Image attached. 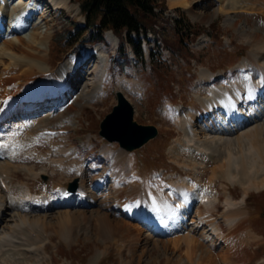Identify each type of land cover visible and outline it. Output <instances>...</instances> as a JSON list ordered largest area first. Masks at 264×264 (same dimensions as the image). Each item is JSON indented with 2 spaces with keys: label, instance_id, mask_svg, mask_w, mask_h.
I'll return each instance as SVG.
<instances>
[{
  "label": "rangeland",
  "instance_id": "1",
  "mask_svg": "<svg viewBox=\"0 0 264 264\" xmlns=\"http://www.w3.org/2000/svg\"><path fill=\"white\" fill-rule=\"evenodd\" d=\"M4 1L6 0H0V3H3ZM9 1L16 3L15 0ZM70 1V6L73 10H68L65 7L52 9L50 8L51 4H49L48 0H38L36 3L39 4L41 12H43L46 16L45 20L48 21L47 24L43 23V27H49L52 31L50 48L48 51V62L51 69H56L61 62L62 65H60V67L64 64H68V67L74 65L76 71L72 74V76L73 79L76 80L77 85H74L73 81H70L69 79L68 81L72 83L74 90L80 88H85L87 90L90 79H92V82L89 86L95 82V80H93V65L97 64L95 56H90L87 59V55L88 53L90 54L98 51L100 45L96 46V43L92 44L93 50H91L89 45L83 40L85 39V34L89 28L85 25L84 16L80 11L78 2L75 0ZM162 1L165 5V9H163V13H161L162 18L158 19L159 22L155 26L156 31L147 30V37L149 40H142L141 44L145 48H148L149 46L153 48L158 44H163L164 37L165 39L173 40L175 38L173 33V19L181 13H184L193 23L198 32L195 36L190 35L188 38L184 37V41L186 42L185 46L188 49V52L186 51L184 56L167 52L165 49L167 52L165 54H170V59L164 60L162 57H157L153 61L156 64L155 69H157L155 72H152L150 69L152 63L150 54L145 56L146 63H137L135 65L128 63L122 70H120L122 54H119L118 51V37L113 33L109 34L108 30L104 33L105 48H102L103 54L107 59L106 63L103 64V68H105L106 65L107 69L103 75L102 86L99 88L96 95L93 96L94 98H87L88 100L86 99V103L83 104L85 106L81 108V105H79L77 101L78 96L74 99H68L65 98L64 95L61 100L58 99L64 103L71 100V102L66 105L67 107H60L64 113L68 109L73 110L70 113H65L68 117L73 115L71 120L67 121L62 118V121L64 120L62 126L66 127L68 132L64 134V139L60 144H75V146H77V143L83 142L86 148L93 146L95 148V154L90 153V155H95L98 159H100V164L102 165L101 167L94 169L93 171L86 168V171H88L86 175L88 178V187L94 191V197L95 200H97V203L92 205V207L88 206L90 205L88 204L87 206H80V208H77L78 206L70 208V214L72 216L75 215L76 217L73 216L71 221L63 223V226L58 215L66 211V205H59L57 209H52L49 212L48 218L49 220L54 221L48 228L50 240H47L44 243V249L39 252L29 251L31 244L22 242L20 238H18L19 235L15 236L12 238V243H10L11 241L5 243L0 251V264H182L179 260L181 256H185L188 249V247H186L187 244L182 243L180 250L173 249V247H170L168 244L173 234L166 232L161 234L160 232L152 233L146 231V228L143 227L141 223L139 224L132 221L133 218L130 216H132L131 213L135 209L132 211L127 209V213L124 214L123 211L126 209H123L120 206V203L115 201L118 196L121 199L125 196L127 197V187L129 185L136 186L139 182V179L137 178H135L136 182L135 180H130L128 178L129 175H127L124 170H122L123 172L120 176H114L115 170H120V166L122 169H126V171L129 172V167L127 168V161L129 160H132L133 162L132 167L135 169L136 175L139 176L140 170L141 176H147L148 180H150V178H158V182H161L163 185L160 189L167 187L169 185V180L171 179H177L180 180V182H183L186 179H191V182L195 184L198 192L207 193L211 197H214L215 195L218 196V200L215 201L216 208L213 209V213L209 216L214 218L213 220L217 223L219 222L222 230L221 233L228 237V244H233L232 247L224 244V247L226 246L224 249L227 250V253L229 254L230 263L228 264H264V192L255 191L259 190L260 187H254L247 190L245 185H241L239 182L232 183L227 178L222 176L215 177L213 183H209V177L213 175L215 168H217L218 173L222 175V171L219 166L221 165V159L223 160V158L227 155L226 149H232L236 156L246 153L245 156L247 155L248 157H252V152L248 149V143L244 141L240 142V144L236 143L235 138L230 140V145L215 142L213 145H208L209 152L210 150L212 152L211 155L198 153V150L195 148L192 151L194 154H191V156H193L191 158V162L194 165H197V167H187L181 163L189 161L191 149L187 147L185 142L182 140L183 131L179 121L180 108H182L180 110L181 116L185 119L188 116V111H192L197 105V102L194 103L195 95L197 93H199L200 96H203L201 94L210 93V87L213 84H217L220 80L226 83L230 79L229 77H232L228 76L225 71L226 69L227 71L230 70L232 68V64L234 63L238 66V63L242 59H245L244 57L251 54L252 51V53H256L257 51L259 52L255 43L249 41L243 31L250 30L254 33L253 35H258L260 33L264 35V19H262L264 18V10H262L264 8L261 10H243L240 9L239 6L250 5V0H236V4L238 5L237 8H239V10L236 9L237 11H231L229 13L219 12L213 19L205 23L195 19L187 10L179 7L171 9L167 4V0ZM205 1H207L205 3L208 4L213 0ZM42 6L44 7L42 8ZM227 6H229V2L225 4V7ZM68 33L70 36L68 37V40L65 41L64 39L67 37ZM106 37H109L114 44H109ZM127 48L130 58L134 61L137 57L134 56L129 43H127ZM68 58H77V60H74L73 62ZM236 64L234 66H236ZM203 69L213 71V75L216 76L215 82L201 80L200 71ZM253 70L252 63L250 65L247 64L244 66H238L237 71L233 75L234 77H246V75L252 73ZM229 75L231 74L229 73ZM191 79L192 86L188 87V83ZM118 89H121L128 100L132 103L134 108L133 118L138 123L154 124L158 129V132L154 137L148 139L139 147L127 150L128 152L121 148L115 140L104 142L98 133L99 121L107 112L111 110L113 104L117 102L115 92ZM215 89L218 88L214 87L212 89V95ZM221 89H228V87L221 86ZM86 90H84V92ZM5 91L6 90L4 89L0 90V95H2ZM13 93L14 92H11V94ZM83 93L80 96V100L83 99ZM211 94L207 96H212ZM168 96L174 102H170ZM197 96L198 94L196 95V100ZM14 99H20V105L24 108L23 110H25V108L29 109V106L33 105L23 102L24 100H21L18 95H14ZM46 99V104L51 102L49 100L50 98ZM63 99L66 100L64 101ZM193 103L194 105H192ZM46 104H42V106L44 105V108L37 104L40 107L35 110L38 111L42 108V111L39 113L42 117L37 118L35 111L25 114V120L29 121H20L19 123H22L21 127L25 128L23 134L28 131L26 129L32 128L29 127V124H32L33 126L36 124L38 119L43 118L44 116L51 114L49 116H52L51 118H55V115L60 113L59 110L55 112V114H53L52 111L47 114L49 111V105ZM189 105L192 106L189 108H183ZM51 107H53V103L51 104ZM184 114L186 117H184ZM201 123H203V121ZM7 124H9V122H7ZM187 130L188 129H185V136L189 135ZM178 138L180 142H183V145L179 147L181 154L177 156L175 153H172V147ZM80 139L83 140L80 141ZM56 140L61 141L58 138H56ZM94 142L96 144H94ZM103 143H107L110 146ZM102 144L104 146L111 147V149H116L113 151H116L117 153L120 150H124L126 154L124 157L126 158L123 157L117 161L115 160L114 165L109 164V162L106 161L100 153V147ZM78 148L83 151L84 147L80 145ZM52 151L48 148V142L38 143L32 146L28 145V148L25 147L24 150L19 151L20 153L15 159L20 162L24 161L25 163L17 162V165L22 164L18 165L21 168H18L16 171H12L10 183L12 186L11 196L7 198L8 204L6 203L8 207H17L22 204L21 198H24L25 189L28 186H22L21 191V183H26L34 191H39L45 184L49 186L51 182L55 183L56 181L57 183V180H63L65 184H67L72 180L69 178L70 174H68V171L66 169L64 170V167H61L62 170L67 172H62V170L58 168L59 166L57 165V167L54 164L60 160V158H63L65 163V157L68 158L69 156H61L56 159L55 157H58L62 153L55 150L59 155L54 156L55 151ZM78 153L82 155L80 150ZM78 153L75 154V156L80 158L81 156H79ZM49 157H52L50 159L51 162L48 161ZM12 160L13 157L11 158V161ZM54 160H56V162L52 164ZM217 161H219L218 165H216ZM73 163L74 161L70 164L72 165ZM23 164H26L27 166ZM31 166H33L35 170L41 172L37 178L26 168ZM80 167H82V165H80L79 168ZM102 168L106 169L102 171ZM256 169H254V171H257L255 183L258 185V183L261 184L262 180H264V163L259 162ZM90 171L93 174H89ZM69 173H72V170H70ZM105 173L108 176H111L110 178L107 176L111 181H107L105 183L106 188L103 190L108 193V197L104 200L102 197V188L94 186L93 181L98 174L105 176ZM118 173L119 172H117V175ZM118 178L123 181L121 183L122 189L119 192L114 191L113 189ZM183 178H185V180H182ZM210 180L212 181V176ZM99 183H102V186L104 185L102 180H99ZM181 185H187V183ZM170 187L171 184L168 188ZM148 188L154 194H163L152 190L149 186ZM262 188L263 187H261V189ZM166 192H168V190L164 193ZM226 192L230 193L232 198L235 200L242 199L244 192L249 194L247 202H244L239 206L242 209L240 210L238 207L237 210L245 213H247V211L249 212V214L247 213V219L245 221V229L248 231L251 238L250 236L244 238V232L241 233L243 238L242 240H239L237 237L232 235H228L229 227L227 225L228 222H226L227 218H225L226 214L224 211L227 209V206L224 204V200L227 195ZM131 194L132 192L130 193V197ZM200 206L204 208L203 205ZM85 208L87 209L85 210ZM80 211H87L89 215L94 213H100L101 215L108 214L113 222L125 221L124 223L126 224L128 221L129 227L139 224L138 227L141 233L139 235V247L138 249L136 247V252L131 253L132 250L129 246H125L124 242L120 241L122 238H128L131 235L128 227L125 231L126 234H124V237H121V234H117L119 237H117L116 241H111L110 239L105 240L104 236L100 235L99 228L97 226L88 225L85 219L81 216ZM24 212H26V210ZM32 212L35 213L33 215L38 213V211L35 210ZM56 216L57 218H55ZM1 223L2 222H0V235L3 230ZM249 228L251 230H249ZM252 232H254L255 235ZM258 233L263 235V237ZM256 235H259L260 237H257ZM209 238L211 239V236ZM136 242L134 246H136ZM206 242V244H209L210 247L214 245L216 246L221 241L216 242L214 240L212 242ZM162 243H166L167 246L164 247ZM37 244L40 243L38 242ZM121 244H123V246ZM215 252L218 253L219 249H215ZM141 255L143 256L140 257Z\"/></svg>",
  "mask_w": 264,
  "mask_h": 264
},
{
  "label": "bare ground",
  "instance_id": "2",
  "mask_svg": "<svg viewBox=\"0 0 264 264\" xmlns=\"http://www.w3.org/2000/svg\"><path fill=\"white\" fill-rule=\"evenodd\" d=\"M15 1L16 3L13 1L10 2L9 0L0 3V90H6L2 93V95H0V119L4 120V118L9 115H14V117H16L15 114L17 113V110H22L20 99L15 100L14 95H18L21 100H28L29 98L35 96L52 98L50 93L57 92L59 95H65L64 97L68 99H74L78 96V104L83 106V104H85L88 100L87 98H92L96 95L97 91L101 87L102 77L106 71V65L105 68H103V64L106 63L107 60L106 56L103 54V43H96V46L100 45L98 51H91L92 53H88L87 55V59L90 56H95L97 59V64L93 65V80H95V82L89 86L92 82V79H90L87 90L85 88L74 90L72 83H70L66 78L68 75L67 71L69 69L72 70L75 66L72 65L68 67V64H64L60 67V65H62L61 62L57 68L54 67L56 69H51L49 65L48 51L50 48L52 31L49 27H43V23L47 24L48 21L45 20V14L41 12V7H39V4L36 3L38 0ZM48 1L49 4H51L50 8L52 9L61 7H65L68 10L72 9L70 6V0ZM167 2L169 8L174 9L180 7L187 10L195 19L205 23L213 19L219 12L229 13L231 11H237L236 9L239 10V8H237L238 5L236 4V0H213L208 4L205 3L207 2L205 0H167ZM227 2H229V6L225 7ZM249 4L250 5L248 6L239 7L243 10H261L264 8V0H250ZM43 7L44 6H42V8ZM243 32L249 41L252 43L254 42L256 48L259 49V52L257 51L256 53H252L253 51H250L251 54L244 57L245 59L241 62V64L247 63V61L251 62L254 65L253 73L250 74L247 79H240L235 82L231 81L228 85L216 84L212 86L210 88V92L214 87L218 88L214 90L213 95L211 93H207L200 96L199 93H197V100V94L195 95L196 101L194 100V103L197 102V105L192 111L187 110V118L183 119V116H181L180 113V126L183 131L182 140L186 142L192 150L196 148L199 153L205 152L211 155L212 152L211 150L209 152L208 145H213L215 142L228 145L231 142L230 140L234 138L236 143L239 144L243 141L247 142L249 146L248 149L252 152V157H248L247 155L245 156L246 153L236 156L232 149H226L227 155L223 158V160L221 159V165L219 166L222 171V175L218 173L217 168H215L213 175H211L212 181L215 177L222 176L227 178L232 183L239 182L241 185H245L247 190L254 187H260V189L257 190L259 192L264 188V180H262L261 184L258 183L257 185L255 183V178L257 177L256 166L259 162L264 163V35L261 33L253 35L254 33L250 30H244ZM108 33L110 34L111 32ZM107 38L109 43L114 44L109 37ZM90 49L93 50V48ZM48 71H50V74L47 75L46 73ZM201 71V77L206 78L212 74V72L208 69H203ZM69 80L73 81L72 78ZM221 86L228 87V89H221ZM84 90L86 91L84 92ZM11 92L14 93L11 94ZM82 93L83 99L80 100ZM209 94L212 96H207ZM45 100L47 101V99ZM60 100H53V107H51L52 103H50L49 111L47 112V114H49L52 111V113L55 114V112L60 110V113L55 115V118H51L52 116H49L51 114L48 116L43 115L44 117L38 119L35 125L32 126V124H29V127L32 128L26 129L28 131L22 136L26 139V142H28L27 139H37V132L39 130L45 128H55L56 124L62 122V118L69 120L72 117H68L65 113H70L73 110L68 109L64 113L63 110L60 109L62 106ZM240 102H242L243 106L246 107L245 110L238 107V103ZM194 103L192 105H194ZM62 104H64V102H62ZM68 104L69 102L66 103V105ZM191 106L189 105L183 108H189ZM34 108L35 106L33 105L29 106V109L31 110ZM181 109L182 108H180V110ZM121 110H124L122 113L126 112L125 109H116L114 114H117L118 116ZM112 116L108 117V121L118 119L117 116L114 118ZM36 117L39 118L42 116L37 115ZM184 117H186L185 114ZM202 121L203 123H201ZM121 123L122 118L119 115L118 122L114 124V130L116 131V129H118V131H122V134L126 135L128 138L135 137L136 131L126 130L121 126ZM21 126L22 123L18 124V126L13 124L10 131L11 134L4 135L2 141L0 142V174L5 173L4 179L7 182L5 187L0 186V222H2L1 227L3 229L0 235V251L5 243L9 241L12 243V238L19 235L20 237L18 236V238H20L22 242L31 244V247L28 246L29 251L39 252L44 249V243L47 240H50L48 228L53 224L54 220H49V212L52 209H57L60 204H51L50 208L48 207L45 210L39 209L40 211H38L36 215H33L35 213L32 212V208L28 210L24 208L26 204L30 205V187L26 183H21V191L22 186H28L25 189L24 198H21L22 204L12 208L6 205L7 198L11 196L10 178L12 171H16L18 168H21L18 165H22H17V162L13 163L11 161L15 152L14 146L16 144V140L19 139V136H17L14 131L21 128ZM185 129H188L187 132H189V135L185 136ZM181 145L182 143L178 138L176 143L173 144L172 153H175L177 156L180 155L181 151L179 147ZM102 148L101 152L110 159L111 164H113V159L117 161L126 155L124 150H120L117 153L116 151H113L116 149H111L109 146L103 145ZM55 150L62 153L61 155L58 154L59 156L55 157L56 159L61 156H69V154H67V147L57 146ZM191 154L194 153L191 151L189 154V161L181 164L187 167L196 168L197 165H194L191 162V158L193 157ZM51 158L49 157V162H51ZM68 158L65 157L66 161ZM72 161L74 160H71L69 164L72 163ZM54 162H56V160H54L53 163ZM218 162L219 161H217L216 165L219 164ZM56 163L55 164L58 165L61 170V167H64V170L66 169L63 158H60V160ZM128 164L129 161H127V168ZM79 166H76L77 171H80V174L76 175L78 190L86 192L87 195L82 197L81 200L83 202H87L90 204L87 205L92 207V205L97 203V200H95L94 192L92 190H86L87 182L82 172L83 166L80 168ZM34 167L31 166L26 168L37 178V175L41 172L35 170ZM120 168L121 171L126 170L122 169L121 166ZM254 169L256 170L254 171ZM128 170L130 172V169ZM117 172L120 173V171H116V175ZM126 172L129 173L128 171ZM211 176L209 178H211ZM212 181L210 180L209 182ZM184 183H187V185H181ZM56 184L66 187L59 180L57 183H53L52 187H55ZM261 187L263 188L261 189ZM193 188V185L188 180L183 182L172 181L170 188L164 191L154 190L163 194H154L149 190L147 182L143 180L137 186L129 187L127 189L128 199L132 200V198H134L140 203V206L132 211L131 214H135L136 218H142L145 221H150L153 225L151 229L156 230L155 232L159 231L173 234L168 243L170 247H173V249L180 250L182 243L187 244L186 247H188V249L185 253L186 257L181 256L179 260L182 264H228L230 263L229 254L224 248L226 246L232 247L233 244H228V237L221 233L219 222L217 223L213 220L214 218L209 216V214L211 215V213H213V209L216 207L215 201L217 196L207 197V199L202 203L204 206L203 209L198 205L192 209V206L194 207L196 204L195 202L198 201L199 197L204 195L197 194V192L193 191ZM62 189L64 190V188ZM115 189L118 190V187H115ZM167 190L168 192L164 193ZM105 192L106 191H103L102 195L104 200L108 197V193ZM131 192L132 194L130 197ZM42 194L44 197L48 196L45 191H43ZM38 195L39 194H35V196ZM245 195L246 193L244 192L242 195L243 198L241 197L242 199L239 198L240 200H235L229 193H227L225 197L226 201L224 200V204L227 206V209L225 208L226 210H224L226 216L225 214L224 216L227 218L226 222H228V235L237 237L239 240L243 239L241 236L242 232L245 234V237L243 236L244 238L250 236L248 231L245 229V221L247 219L248 211L245 213L237 210V208L244 203ZM66 207L65 212H59L61 214L58 213V217L62 221V226L63 223L71 221L72 217L75 216L70 214V208L72 207L67 205ZM77 208H80V206ZM86 209L87 208H85V210ZM241 209L242 208H240V210ZM25 210L26 212H24ZM80 214L88 225L97 226L99 228L100 235L104 236L105 240L110 239L111 241H116L117 237H119L117 234H121V237H124V234H126L125 231L128 227L131 235L128 238H122L120 241L124 242L125 246H129L132 250L131 253L136 252L138 249L140 239L139 235L141 233L138 227L139 224L129 227L127 220L126 224L124 223L125 221L113 222L108 214L101 215L100 213H94L89 215L87 211H80ZM55 218H57V216ZM249 230L251 229L249 228ZM252 233L255 235L254 232ZM210 236L211 239L209 238ZM256 236L260 237L259 235ZM214 240L216 242H221L216 246L214 245L210 247L209 244H206V241L212 242ZM36 242H39L40 244H37ZM135 242L136 246H134ZM162 244L164 247L167 246L166 243ZM224 244L226 245L225 247ZM121 245L123 246V244ZM217 248L219 249L218 253L215 252V249ZM142 256L143 255L140 257Z\"/></svg>",
  "mask_w": 264,
  "mask_h": 264
},
{
  "label": "trees",
  "instance_id": "3",
  "mask_svg": "<svg viewBox=\"0 0 264 264\" xmlns=\"http://www.w3.org/2000/svg\"><path fill=\"white\" fill-rule=\"evenodd\" d=\"M80 10L84 15L85 25L89 28L85 34L86 41H96L103 39V33L111 29L120 38V51L124 55L125 61L129 62L126 53V43L128 42L135 56L137 63L144 64V52L141 41L146 38L148 29H155L154 24L162 18L161 13L165 9L162 0H77ZM161 8V9H160ZM173 33L175 38L165 39L164 44L173 54L184 56L187 47L184 37L195 36L198 32L189 18L181 13L174 17ZM142 34V35H141ZM70 34H67V38ZM159 49L151 50L152 63L150 69L157 71L153 62L159 56Z\"/></svg>",
  "mask_w": 264,
  "mask_h": 264
},
{
  "label": "water",
  "instance_id": "4",
  "mask_svg": "<svg viewBox=\"0 0 264 264\" xmlns=\"http://www.w3.org/2000/svg\"><path fill=\"white\" fill-rule=\"evenodd\" d=\"M117 99L118 103L113 106L112 111L107 113L100 122V132L102 134H104L109 139L119 140L121 145L129 149L141 145L143 142L156 134L157 129L154 125L141 124L133 120V107L121 91H117ZM116 109L126 110L124 113H122L124 110L119 112V115L122 118L121 126L128 131L135 130V137L128 138L126 135L122 134V131H118V129H116V131L114 130V124H116L119 120V115L117 116V114H114ZM110 116L113 118L117 116L118 119H112L108 121V117ZM70 188H73V186H70Z\"/></svg>",
  "mask_w": 264,
  "mask_h": 264
},
{
  "label": "snow or ice",
  "instance_id": "5",
  "mask_svg": "<svg viewBox=\"0 0 264 264\" xmlns=\"http://www.w3.org/2000/svg\"><path fill=\"white\" fill-rule=\"evenodd\" d=\"M15 135V134H14Z\"/></svg>",
  "mask_w": 264,
  "mask_h": 264
}]
</instances>
